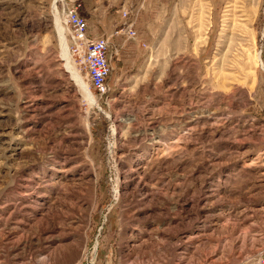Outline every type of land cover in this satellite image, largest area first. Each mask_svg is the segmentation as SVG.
Here are the masks:
<instances>
[{
	"label": "rangeland",
	"instance_id": "1",
	"mask_svg": "<svg viewBox=\"0 0 264 264\" xmlns=\"http://www.w3.org/2000/svg\"><path fill=\"white\" fill-rule=\"evenodd\" d=\"M76 6L93 38L134 22L109 104L74 52ZM262 258L264 0H0V264Z\"/></svg>",
	"mask_w": 264,
	"mask_h": 264
},
{
	"label": "built area",
	"instance_id": "2",
	"mask_svg": "<svg viewBox=\"0 0 264 264\" xmlns=\"http://www.w3.org/2000/svg\"><path fill=\"white\" fill-rule=\"evenodd\" d=\"M65 15V23L73 39L74 52L81 55L82 63L99 98L103 100L104 104H109L112 99L111 59L118 55L119 49L111 50L109 37L93 38L89 36L87 20L80 15L79 7H73ZM129 15V9H125L124 16ZM125 33L130 38L136 36L137 31L133 21L126 25ZM256 264H264V258Z\"/></svg>",
	"mask_w": 264,
	"mask_h": 264
},
{
	"label": "bare ground",
	"instance_id": "3",
	"mask_svg": "<svg viewBox=\"0 0 264 264\" xmlns=\"http://www.w3.org/2000/svg\"><path fill=\"white\" fill-rule=\"evenodd\" d=\"M55 5L56 3L54 4V6ZM57 25H58V31L60 34V41H61V46H62V57H63V60L65 61V68H67V71L71 74V78L74 81V83L85 93V96L87 97L90 104L96 105L98 102L97 98L95 97L91 89L89 88L83 76L76 70L72 62L70 46L67 41V37L65 35V28L60 24V18L58 14H57Z\"/></svg>",
	"mask_w": 264,
	"mask_h": 264
},
{
	"label": "crops",
	"instance_id": "4",
	"mask_svg": "<svg viewBox=\"0 0 264 264\" xmlns=\"http://www.w3.org/2000/svg\"><path fill=\"white\" fill-rule=\"evenodd\" d=\"M131 6V4L129 5V3H126V4H124V8L125 9H129L130 11H132V8L130 7ZM133 12V11H132ZM132 14V13H131ZM130 14V15H131ZM127 16V19L129 18L130 19V17L131 16ZM132 20H130L129 22H131ZM128 22V23H129ZM88 32V34L90 35V33H89V30L87 31ZM122 34H125V33H123V31H121V30H117L115 33L114 32H109V29H103V30H101L100 31V36L99 37H109L110 38V40H111V48L112 49H114L115 47L116 48H119L118 47V45H119V41H118V36L119 35H122Z\"/></svg>",
	"mask_w": 264,
	"mask_h": 264
}]
</instances>
